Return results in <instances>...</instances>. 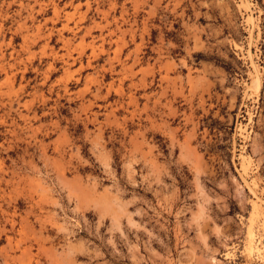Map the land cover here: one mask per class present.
I'll use <instances>...</instances> for the list:
<instances>
[{"label": "rangeland", "instance_id": "1", "mask_svg": "<svg viewBox=\"0 0 264 264\" xmlns=\"http://www.w3.org/2000/svg\"><path fill=\"white\" fill-rule=\"evenodd\" d=\"M263 224L264 0H0V264H264Z\"/></svg>", "mask_w": 264, "mask_h": 264}, {"label": "bare ground", "instance_id": "2", "mask_svg": "<svg viewBox=\"0 0 264 264\" xmlns=\"http://www.w3.org/2000/svg\"><path fill=\"white\" fill-rule=\"evenodd\" d=\"M242 1V0H241ZM244 2V1H243ZM250 18V17H249ZM247 163V162H246ZM248 164V163H247ZM245 165V164H244ZM251 191H252V193H253V195H254V197L255 198H257V196L255 195V192H254V190H253V188L251 189ZM258 200V199H257ZM255 201V200H254ZM260 201V200H259ZM256 203V202H255ZM253 207H254V205H253ZM255 208V207H254ZM255 210V209H254ZM251 222V221H250ZM264 225V224H263ZM248 233H250V232H248ZM252 237H251V234H249V236H248V240H247V245H246V251H247V253H251V250H252V245H251V243H252V239H251ZM254 243V242H253ZM225 255V258L226 259H228L229 258V255H230V252H228V253H226V254H224ZM250 258V257H249Z\"/></svg>", "mask_w": 264, "mask_h": 264}]
</instances>
